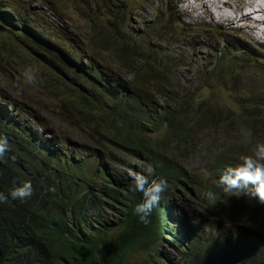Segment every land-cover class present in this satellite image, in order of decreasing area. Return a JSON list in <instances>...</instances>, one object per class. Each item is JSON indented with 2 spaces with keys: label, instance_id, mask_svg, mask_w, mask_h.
<instances>
[{
  "label": "trees",
  "instance_id": "16d2710c",
  "mask_svg": "<svg viewBox=\"0 0 264 264\" xmlns=\"http://www.w3.org/2000/svg\"><path fill=\"white\" fill-rule=\"evenodd\" d=\"M91 1L100 5L92 12L104 14L103 21L112 22L119 30L116 20L123 16V10L116 9L112 14L102 8L103 2ZM6 10L7 6L0 3V59L4 69L21 68L20 72H24L32 62L36 63V49L68 68L70 63L66 58L33 33V37L23 39L20 49H15L12 42L20 44L22 39L16 36L21 28H17L19 22H13L16 13ZM99 15L96 23L100 25ZM84 17L89 20L87 15ZM94 23L90 22L91 30ZM112 24L110 31L117 34ZM30 26L31 23H21L25 33ZM146 31V28L128 31L127 41H121L126 44L123 52L127 54L117 56L116 62L129 70L127 85L121 86L116 77L107 73L100 78L84 77V86H75L72 99H64V108L80 115L71 123L74 131H87L91 137L102 134L120 152L133 158L140 154L145 166L150 168V180L161 177L167 180L168 188L153 209L151 222L145 226L133 213L135 205L142 201V194L132 190L131 177L108 174L96 163L108 158L87 150L67 155V167L52 165L50 153L39 158L35 146L43 144L40 137L19 118L8 114L7 108L14 106L7 97H0V136L6 137L9 144V151L0 161V192L7 194L26 180L31 181L34 189L26 200L9 197L7 203L0 204V264H264V232L237 222L239 210L249 207V217L259 212L264 216L263 207L247 196L237 198L222 192L214 183L226 167L235 166L242 156L254 154L258 142L255 134L263 138L264 111L253 106L254 103L239 100L233 111H227L218 120L220 109L209 104L191 113L183 111L181 103L160 108L153 98L164 97L169 90L168 71L162 73L159 62H151L141 53ZM114 42L117 50L122 51L121 42L116 39ZM24 52L27 58L21 56H25ZM221 56L222 52L202 77L204 88L215 84L217 75H222L217 69ZM136 60L141 63L131 66V61ZM38 75L42 81L44 77ZM63 86L58 90L62 91ZM68 86L74 88L70 81ZM91 90L96 92L94 99ZM234 91L235 99H264L263 90H248L243 95L236 86ZM207 96L211 97L210 91ZM176 97L190 99L189 94L181 92ZM222 123L228 129L237 125L249 130L256 127L249 140L252 149L245 152L242 147L220 144L215 151L203 152L200 157H206L207 176H204L205 168L190 169L174 157L177 152L191 149L202 132L216 133V126ZM17 126H21L19 135L11 131ZM157 128L164 133L160 146L153 145L146 135ZM137 131L144 136H137ZM91 154L96 166L90 165ZM44 182L49 185L48 190L43 189ZM178 190L190 196L191 204H184ZM213 190L217 192L215 206L206 199L207 192ZM173 191L179 209H185L176 217L178 209L173 210L167 204ZM103 201L116 209L113 225H93L88 217V212L95 213ZM186 205L190 207L185 208ZM255 232L262 233V237ZM156 241L157 248L152 249ZM159 244L167 249L160 251ZM171 252L173 255H169Z\"/></svg>",
  "mask_w": 264,
  "mask_h": 264
},
{
  "label": "rangeland",
  "instance_id": "374dc122",
  "mask_svg": "<svg viewBox=\"0 0 264 264\" xmlns=\"http://www.w3.org/2000/svg\"><path fill=\"white\" fill-rule=\"evenodd\" d=\"M97 1L103 2L102 8L112 14L116 9L123 10V16L116 20L119 30L112 22L103 21L104 14L95 15L92 12L100 5L91 0H0V3L7 6L6 13H16L14 18L12 14L9 16L13 18V22H19L17 28H21V33L16 36L22 39L20 44L12 42L15 49H20L23 39L33 37V33L43 44L53 47L57 54H67L70 63L68 68L65 64L63 67L54 58L36 49V63L32 62L28 69H38L44 79L38 86H31L24 84L21 68L4 69L0 59V91L4 94L0 93V97H7L14 106L11 108L4 103L8 107L7 113L19 118L22 124L35 130L34 135L40 137L43 144L35 146L39 158L43 159L50 153L52 165L67 167V155L89 150L109 159L96 161L108 174L130 177V172H137L149 175L150 168L145 166L140 154L133 158L120 152L119 147L104 140L102 134L91 137L87 131H74L71 123L78 120L80 115L64 108V99H72L71 94L77 90L76 85L84 86V77L100 78L101 74L107 73L116 77L121 86L129 83V70L118 64L110 51L115 50L112 44L115 39L118 42L127 41V32L132 33V30L147 29L141 53L149 57L151 62H159L162 73L168 71L166 77L169 90L164 97L153 98L160 108H170L181 103L183 111L191 113L197 107L204 108L209 104L220 109L218 120L227 111H233L239 100L247 104L254 103L253 106H259L264 111V99H235L237 93L234 91L238 86L243 95L248 90L264 92V0ZM83 13L89 20L85 19ZM98 15L100 25L96 23ZM90 22H95L92 30ZM21 23H31L27 33ZM110 24L116 27L117 34L110 31ZM121 49L126 50L124 42H121ZM221 52L217 69L222 71V75H217L218 81L215 84L204 88L201 79L207 74L209 64ZM21 56L28 57L26 53ZM140 63L138 60L131 61V66L137 67ZM213 79L216 78L213 76ZM69 81L74 88L68 86ZM17 84L23 89L21 94H18ZM62 84L63 90H58ZM109 86L107 81L105 87ZM212 88L214 89L210 90ZM178 90L180 91L177 93ZM209 91L211 97L207 96ZM180 92L189 94L190 99H178L176 96ZM95 95L96 92L91 90L92 99ZM20 127H12L11 131L19 135ZM228 127L222 123L216 126V133L202 132L191 149L177 152L174 157L181 165L190 169L205 168L203 172L207 176L208 163L204 161L206 157H200L203 152L214 150L220 144L221 147H242L245 152L252 149L249 140L251 134L256 133V127L253 130L241 125L232 129ZM139 132L137 131V136H144ZM261 133L263 138L255 134L257 144L264 143V132ZM146 135L153 145L158 146L164 138L160 128ZM89 162L96 166L92 154ZM48 187L44 182L43 189L48 190ZM178 192L182 193L180 190ZM174 195L175 191L170 192L167 204L173 210L178 209L176 217L183 210L179 209L180 204ZM181 197L185 204H191L189 195L181 194ZM261 206L264 210V205ZM248 213L249 207L239 210L237 222L245 228L264 232V216L259 212L249 217ZM88 217L93 220V225H113L116 209L103 201L95 213L88 212ZM115 231L114 228L113 232ZM255 233L262 237V233ZM157 245L158 241L152 249H156ZM166 249L161 246L159 250ZM169 255H173V252Z\"/></svg>",
  "mask_w": 264,
  "mask_h": 264
},
{
  "label": "clouds",
  "instance_id": "9594fccd",
  "mask_svg": "<svg viewBox=\"0 0 264 264\" xmlns=\"http://www.w3.org/2000/svg\"><path fill=\"white\" fill-rule=\"evenodd\" d=\"M112 44L115 50H111L110 52L115 61H117V56L127 54L126 52L117 50L114 41ZM61 55L67 60V54L61 53ZM38 72V69L32 68L25 70L22 73L24 84L38 86L42 83ZM17 89L19 90L18 94H21L23 89L20 84H17ZM8 151L9 144L7 138L0 136V161L5 158ZM129 175L133 182L132 190L142 194V201L135 205L133 213L139 218L140 223L147 226L151 222L149 218L153 209L159 205L162 194L168 188V182L162 177L150 180L148 176L137 172H130ZM214 183L215 188L220 189L222 192L229 193L237 198L247 196L264 205V143L256 145L253 155L242 156L235 166L226 167ZM33 192L34 189L31 181H23L20 186L12 188L7 194L0 192V204L7 203L9 197L13 200H26L33 195ZM206 199L211 205L215 206L217 203V192L214 190L208 191ZM184 212L185 209L183 210Z\"/></svg>",
  "mask_w": 264,
  "mask_h": 264
},
{
  "label": "bare ground",
  "instance_id": "6f19581e",
  "mask_svg": "<svg viewBox=\"0 0 264 264\" xmlns=\"http://www.w3.org/2000/svg\"><path fill=\"white\" fill-rule=\"evenodd\" d=\"M213 17V16H212ZM252 18V16H250ZM214 18V17H213ZM253 19V18H252Z\"/></svg>",
  "mask_w": 264,
  "mask_h": 264
}]
</instances>
